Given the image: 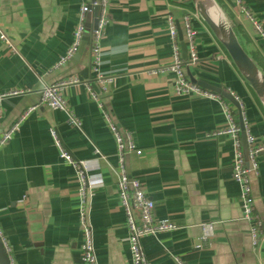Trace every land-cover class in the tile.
<instances>
[{"label": "crops", "instance_id": "0c3cea01", "mask_svg": "<svg viewBox=\"0 0 264 264\" xmlns=\"http://www.w3.org/2000/svg\"><path fill=\"white\" fill-rule=\"evenodd\" d=\"M216 1L233 25L241 27V42L264 70V38L247 19L237 18L235 0ZM246 3L264 26V0ZM80 8L81 0H0V27L10 41L0 39V92H18L0 100V136L18 123L0 148V227L9 258L14 264H85L80 183L75 166L61 156L51 134L55 129L66 150L91 166L86 212L98 264H132L118 194V147L103 103L110 120L123 134L130 132L142 150L125 151L127 173L143 182L155 202L156 219L177 225L142 238L147 258L153 264H178L176 256L184 264H264V235L255 246L242 216L240 185L232 175L233 140L214 134L227 126L221 103L178 95L172 73H152L171 62L172 16L190 78L235 93L246 125L264 146V108L191 0H108L99 70L114 81L109 92L98 91L101 99L86 85L98 89L91 39L80 56L57 66L74 41ZM185 14L191 15L197 31L194 64L189 49L186 60L183 56L184 45L188 47ZM90 15L88 32L95 20L94 13ZM70 77L81 79L63 91L80 126L70 124L66 112L41 101L45 84ZM249 176L264 232V149ZM206 222H214V234L203 240Z\"/></svg>", "mask_w": 264, "mask_h": 264}, {"label": "built area", "instance_id": "2783aa9c", "mask_svg": "<svg viewBox=\"0 0 264 264\" xmlns=\"http://www.w3.org/2000/svg\"><path fill=\"white\" fill-rule=\"evenodd\" d=\"M237 7V18L242 20L244 17L253 26L254 30L259 36L264 38V26L257 18V16L251 11L246 3V0H235ZM95 8L97 14L95 15L94 25L90 30L91 33V54H92V71L96 76V85L98 89H94V84L86 82V85L94 98H100L101 91L103 93L109 92V86L114 81L113 77H104L100 74L101 64V46L100 41L105 34L106 25L108 22V0H81V8L79 12V21L74 33V41L68 48L65 55H63L57 66H62L69 60L73 59L78 53L81 43L85 37V33L88 30L87 17L94 13ZM170 20V34L173 39V55L170 64L161 69H155L152 73L169 72L173 74L174 89L178 95H199L217 99L223 108L227 126L216 131L214 134H227L229 135L234 144L235 155L233 162L232 175L237 183L240 185L239 200L242 209V216L250 224V234L253 244L259 245L261 239H263V221L256 211L255 199L253 196V188L250 181L249 173L251 170H256L258 167V155L263 151L264 146L259 143L256 137L251 133L250 129L246 125L245 131L248 143V158H246L243 143L241 138V127L236 121L233 107L230 103L226 102L222 96L212 90L204 89L194 82L187 73L182 58L181 46L177 39V25L172 16ZM186 41L190 54V61L192 64L198 60L196 51V35L197 31L193 28L191 15L185 14L183 17ZM0 39L9 43V39L4 31L0 27ZM81 82L78 77H70L58 82L45 84L41 90V101L53 109L64 111L69 116V123L72 125H81V121L75 116L74 112L70 108L66 97L63 94L64 88L68 85ZM18 92L2 93L0 92V100L7 95L17 94ZM102 111L109 122V127L115 137L118 147L120 170L118 180V194L120 202L123 205L127 227L129 231L128 244L132 256V264H153L146 256L143 246L142 238L147 235H156L161 232L171 231L177 228V225L173 222L157 220L155 217V202L149 197L146 192L145 186L140 179L130 176L125 168L124 153L125 151L136 152L141 154L142 150L137 148L133 135L128 132L123 134L116 124H114L109 117L106 106L101 103ZM33 108L30 109L33 110ZM18 127V123L12 125L11 128L4 131L0 136V148L6 144L13 136V133ZM57 145L60 148L61 156L67 161L72 163L76 168V173L79 179V195H80V225L83 232V242L81 245L82 260L85 264H98L97 253L95 247V239L93 227L87 218V189L92 185V176L90 175V163L83 159L74 158L62 144L59 134L55 129H51ZM96 153H100L99 149H96ZM214 234V222L202 223V236L203 240H208ZM0 237L7 253L10 252V248L6 244L3 233L0 227ZM175 261L178 264H184L183 260L179 257H175ZM10 264H14V261L10 259Z\"/></svg>", "mask_w": 264, "mask_h": 264}, {"label": "water", "instance_id": "95a60500", "mask_svg": "<svg viewBox=\"0 0 264 264\" xmlns=\"http://www.w3.org/2000/svg\"><path fill=\"white\" fill-rule=\"evenodd\" d=\"M191 2L198 15L210 29L218 42L225 49L233 64L235 65L237 71L250 86L254 95L257 97L260 104L264 108V70L259 66L252 55L244 47L227 13L223 10V8L216 0H191ZM213 3H215V7H213ZM96 14L97 9L95 8L94 15ZM90 39L91 34L87 31L81 43L79 51L76 54L77 57L80 56L85 45L89 43ZM183 52L184 59L186 60L188 57V47L186 45H184L183 47ZM192 80L202 88L209 89L220 94L236 107V109L238 110L239 124L242 131L241 133L243 150L246 158H248V143L245 131L244 114L241 102L238 97L235 95V93L212 85L205 80H197L193 77ZM0 264H10L9 255L5 250L1 238Z\"/></svg>", "mask_w": 264, "mask_h": 264}, {"label": "trees", "instance_id": "16d2710c", "mask_svg": "<svg viewBox=\"0 0 264 264\" xmlns=\"http://www.w3.org/2000/svg\"><path fill=\"white\" fill-rule=\"evenodd\" d=\"M195 11V10H194ZM234 28H235V30H236V32H237V34H238V36H239V38H240V40L242 39V36H241V31H242V29H241V27L238 25V24H236V25H234ZM222 98L226 101V102H228V103H230L229 102V100H227L226 98H224L223 96H222ZM231 105H232V107H233V113H234V116H235V119H236V121L239 123V114H238V110L236 109V107L232 104V103H230Z\"/></svg>", "mask_w": 264, "mask_h": 264}, {"label": "bare ground", "instance_id": "6f19581e", "mask_svg": "<svg viewBox=\"0 0 264 264\" xmlns=\"http://www.w3.org/2000/svg\"><path fill=\"white\" fill-rule=\"evenodd\" d=\"M212 5H213V7H215V6H214V5H215V3H213Z\"/></svg>", "mask_w": 264, "mask_h": 264}]
</instances>
